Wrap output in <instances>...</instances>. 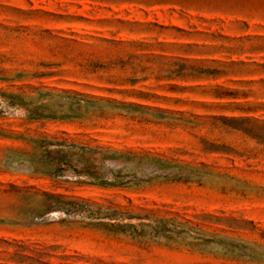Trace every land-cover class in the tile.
I'll list each match as a JSON object with an SVG mask.
<instances>
[{
	"label": "rangeland",
	"instance_id": "obj_1",
	"mask_svg": "<svg viewBox=\"0 0 264 264\" xmlns=\"http://www.w3.org/2000/svg\"><path fill=\"white\" fill-rule=\"evenodd\" d=\"M247 118L264 0H0V264H264Z\"/></svg>",
	"mask_w": 264,
	"mask_h": 264
},
{
	"label": "trees",
	"instance_id": "obj_2",
	"mask_svg": "<svg viewBox=\"0 0 264 264\" xmlns=\"http://www.w3.org/2000/svg\"><path fill=\"white\" fill-rule=\"evenodd\" d=\"M257 108L255 107H251L248 109V111H255ZM244 123L247 124H252V125H258L260 123H262V130L260 132L255 131V130H245V133L247 135H249L250 137L257 139L259 141H261L262 143H264V122H260L258 119L255 118H247L243 121Z\"/></svg>",
	"mask_w": 264,
	"mask_h": 264
}]
</instances>
